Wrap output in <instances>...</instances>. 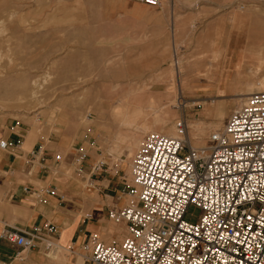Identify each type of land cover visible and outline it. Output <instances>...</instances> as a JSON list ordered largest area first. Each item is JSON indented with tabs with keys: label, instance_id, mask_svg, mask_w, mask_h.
Instances as JSON below:
<instances>
[{
	"label": "rangeland",
	"instance_id": "374dc122",
	"mask_svg": "<svg viewBox=\"0 0 264 264\" xmlns=\"http://www.w3.org/2000/svg\"><path fill=\"white\" fill-rule=\"evenodd\" d=\"M161 1L160 8L129 3L111 10L109 0H0V140L14 126L25 130L26 142H36L33 151L37 153L41 147L44 158L41 162L36 158L31 173L43 170L41 164L48 167L45 173L40 172L44 182L32 181L35 189L48 183L57 186L64 197L60 207L72 216L91 215L99 202L102 228L114 225L107 220L106 209L129 201L123 193V183L136 151L122 157L110 152L121 144L117 137L130 134L112 117L120 99L122 106L130 102L146 105L151 98L160 104L162 95L169 93L168 103L175 115L167 119L164 128L182 119L189 138L191 122L209 126L222 108L226 115L220 122L224 125L238 106L234 92H249L240 86H257L264 76V63L254 76L245 70L252 60L234 70L238 67L236 51L231 62L224 65L226 77L209 87L196 76L195 67L209 62L203 54L213 38H221V46L233 35H264L263 30L252 26L264 22V0H227L228 4L217 10V25L209 29L205 21H196L198 14L187 22L181 21L174 36L168 30L170 22L164 20L169 17L166 0ZM192 7L193 4L186 5ZM112 14L115 20H107ZM178 14L175 10V22L180 18ZM177 63L183 64L184 71L170 73V69L176 71ZM257 64L252 65L258 68ZM230 70L236 81L229 91L217 94L213 90L224 91ZM160 72L166 75L159 79ZM159 129L154 126L150 132ZM211 132L213 129L204 135L203 145ZM190 143L198 146L193 140ZM75 145L88 155L80 172L70 155ZM22 150L27 153L31 147L24 144ZM100 162L103 166L91 172ZM0 175L7 176L1 171ZM45 197L57 205L55 198ZM198 213L197 208L189 206L186 218L193 221ZM96 236L106 243L118 239ZM39 250L40 258L46 260H53L54 251L60 253L42 245Z\"/></svg>",
	"mask_w": 264,
	"mask_h": 264
},
{
	"label": "built area",
	"instance_id": "2783aa9c",
	"mask_svg": "<svg viewBox=\"0 0 264 264\" xmlns=\"http://www.w3.org/2000/svg\"><path fill=\"white\" fill-rule=\"evenodd\" d=\"M175 131V136L144 135L123 183L129 201L106 213L108 221L121 227L120 238L106 243L90 235L80 254L86 264H264V91L246 95L205 145L190 143L182 119ZM16 146L0 140L2 151ZM72 150L80 172L87 152L76 145ZM42 155L41 147L31 152L32 159ZM24 190L41 202L45 196L64 199L50 183ZM189 206L199 210L193 221L186 218ZM57 235L48 221L24 230L0 220V240L16 249L17 262L29 250L53 247Z\"/></svg>",
	"mask_w": 264,
	"mask_h": 264
},
{
	"label": "crops",
	"instance_id": "0c3cea01",
	"mask_svg": "<svg viewBox=\"0 0 264 264\" xmlns=\"http://www.w3.org/2000/svg\"><path fill=\"white\" fill-rule=\"evenodd\" d=\"M129 3L135 2L131 0H109L108 5L113 7L111 10H115L117 6L121 4L126 6V4L128 5ZM187 4H193L194 7L186 8ZM223 4H228L227 0H166L165 5L168 7L169 17L166 19L164 15V20L170 22V24L167 25L169 26L168 30L170 31V35L174 36V31L177 29V26H182L180 24L181 21L183 23L187 22L190 17H197L198 14L199 16L196 21H205L209 29H211L214 25L218 24L216 13H218L217 10L219 6ZM160 6L153 8H160ZM175 6L178 8L175 9ZM175 10L178 11V16L180 17L176 22L173 19ZM107 20H115V14L109 16ZM182 35L184 34L182 33ZM244 44L245 40L242 39H233L224 44L221 43L223 55L219 57V61H217L219 64L217 63V67L221 68L224 67L225 63H229V61L225 59L226 52L234 50L240 51L243 49ZM198 65L199 64H196V66ZM224 77H226L225 73L223 78ZM236 79L237 78L232 74L230 78L226 80V86L223 92H218L215 87L213 91L217 94L226 93L229 91L230 85H233ZM234 94L238 95L239 93L234 92ZM1 140H7L13 144H17V146L11 151L0 150V171L7 174L6 177L0 175L2 178L0 179V220L5 221L11 227L24 230L41 226L48 221L52 223L58 231V235L55 237V243L53 242L52 245L53 249L56 248L60 253L57 254V251L53 252L54 261L40 258L41 253L39 246L37 249L27 251L25 253V260L20 262V264H86L80 254L82 253V246L87 242L90 235L95 234L105 235L107 237H118L117 233L119 226H110L113 227L114 231L112 232H109L110 227H101L98 215L102 212V209L97 208L101 207L99 202L95 203L96 208L93 209L94 213H90L91 215L81 216L78 214L72 216L66 209L60 207L63 200L60 201L57 197H52L57 201V205H52L50 200L41 202L31 196L28 191L24 189H35L36 186L32 181L44 182L45 179H40V172L43 171V173H45L47 171L45 169L48 168L45 164H41L43 170H40L39 173H27L34 167L33 163L36 159H32L31 152H33L36 142L32 145L30 142H26L25 130L22 132L20 127L17 126L12 127L11 132L6 138L3 137ZM24 144L31 147V150L27 153L22 150ZM36 158L38 162H41L42 157ZM42 159L44 160V158ZM107 186L108 182L103 188L106 189ZM55 187L57 188V186ZM104 196L112 197L111 194H105ZM116 206H118V204ZM109 208L110 207L106 209V213ZM115 227L117 228L115 229ZM15 250L13 246L0 240V264H13L16 261L14 260Z\"/></svg>",
	"mask_w": 264,
	"mask_h": 264
},
{
	"label": "bare ground",
	"instance_id": "6f19581e",
	"mask_svg": "<svg viewBox=\"0 0 264 264\" xmlns=\"http://www.w3.org/2000/svg\"><path fill=\"white\" fill-rule=\"evenodd\" d=\"M252 26L264 31L263 21L254 23L252 24ZM230 38L238 39V40L239 39L245 40V44L243 46V49H241L240 51L234 50V51L226 52L225 53L226 61L228 60L230 63L233 58V56L231 55L232 53L236 51L238 53L236 54L235 59L238 60V63H236L235 66H238V67L234 68L235 67L234 66L233 67L234 70L243 68L245 66L244 65L245 62L249 63V60H252L250 61L252 63L249 64V67L245 70H247V72L250 75H253V76L256 75L259 72V68L264 63V35H259L255 37L246 36L245 34L238 35V36L233 35L232 37H227L226 42L230 40ZM220 42H221V38L220 39L213 38L210 41V44L208 45V47L206 48L205 54H203V56L205 55L209 57L210 59L209 62L207 63L205 62L206 64L195 66L197 67L196 76L203 79V81L206 83L208 87L211 85V83H213V81L222 79L224 76V71H226L227 69L226 67H221V68L217 67V63L219 64V62L217 61H219V57L223 55V50H222L223 47L220 46ZM207 61H208V58H207ZM256 61L258 63L257 64L258 68L257 66L252 65L253 62H256ZM175 68H176V71L170 69L169 72L170 73L176 72V74H179L184 71V66L181 63L180 64L177 63ZM231 72L232 70L229 71L228 76H230ZM165 75H166L165 72H160V74L158 75V78L159 79L163 78ZM261 77L262 78H260L259 84L257 86H253V85L248 86L245 84L240 86L242 90L246 89L249 92L247 93L241 92L235 97L236 102L238 101V106H236L235 109L241 106V104L244 102L243 99L245 100L246 95L252 92L264 91V76L261 75ZM173 85H174L173 83L170 84L169 89H171ZM143 87H144V84H142V88ZM126 97H129V96H126ZM162 97H163L162 99L163 101L160 104H157V102L153 98H151L148 101V103H146V105H143L138 102H130V104L122 106L120 104V101L123 99H120L118 101V104L114 107V110L112 109L113 110L112 117L117 121L120 127L126 128L130 134L117 137L120 140L121 144L115 145L114 147H112L110 149V152L118 153L119 157H122L124 155L129 156L130 152L133 149L134 150L137 149L139 144L141 143L142 141L141 134H145L150 131H153L154 126H160L159 132L165 135H168V136L176 135L175 125L172 124V126H170L169 128H164L167 122V119L169 117H173L175 113H173V109L169 106V103H168L169 97H170L169 93H164ZM239 100H240V105H239ZM241 100H242V103H241ZM224 115H226L225 110L222 108L216 113V119L209 126H204L198 122H191L189 125L190 132H189L188 139L193 140L196 144H198V146H202L203 137L209 130L213 129L214 131V130L222 128L221 126L223 125L220 121L222 120V117ZM120 231H121V227H119V230L117 233L118 237L116 238L118 239L120 238V235H119Z\"/></svg>",
	"mask_w": 264,
	"mask_h": 264
}]
</instances>
